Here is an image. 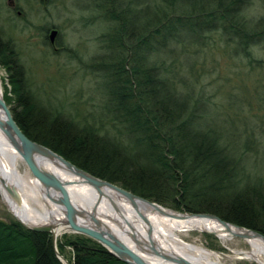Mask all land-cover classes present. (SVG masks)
I'll list each match as a JSON object with an SVG mask.
<instances>
[{"label": "trees", "instance_id": "1", "mask_svg": "<svg viewBox=\"0 0 264 264\" xmlns=\"http://www.w3.org/2000/svg\"><path fill=\"white\" fill-rule=\"evenodd\" d=\"M249 2L153 0L138 10L131 0L125 6L103 0L113 23L104 36L109 55L98 66L114 85L102 103L107 123L115 125L112 133L78 127L60 111L40 107L16 47L0 31V64L8 74L2 98L30 140L87 173L172 210L215 215L264 236V184L249 183L238 171L242 145L203 126L202 93L177 71L178 56L182 66L185 56L202 54L219 36L225 37L223 48L234 43L230 51L251 60L254 39L264 37V17L245 21ZM56 247L69 264H126L83 235L63 234ZM0 264L62 263L49 233L10 220L0 221Z\"/></svg>", "mask_w": 264, "mask_h": 264}, {"label": "rangeland", "instance_id": "2", "mask_svg": "<svg viewBox=\"0 0 264 264\" xmlns=\"http://www.w3.org/2000/svg\"><path fill=\"white\" fill-rule=\"evenodd\" d=\"M49 1L0 0L2 37L16 47L28 87L35 92L40 107L60 111L78 127L97 126L101 135L105 130L111 132L115 125L107 123L102 103L107 87L114 85L107 83L98 66L104 55H109L104 50V36L110 34L113 23L107 18L109 7H101L103 0ZM118 1L123 6L127 2ZM131 1L140 10L153 0ZM242 16L256 23L264 17V0H250ZM51 30L58 33L55 47L44 38ZM219 37L212 38L202 54L185 56L182 66L183 58L178 56L177 71L196 93H202L205 102L198 107L203 126L222 134L233 145H242L239 151H246L236 159L238 171L248 176L249 183L264 184V37L254 39L249 48L251 60L230 51L234 43L227 51L223 48L225 37L222 41ZM0 81L4 93L8 74L1 64ZM18 167L22 172L27 169L22 160ZM166 205L160 206L179 212ZM10 220L17 221L0 194V221ZM197 237L205 248L218 254L221 264H256L240 253L247 248L241 238H231L224 248L213 234L182 236L187 242Z\"/></svg>", "mask_w": 264, "mask_h": 264}, {"label": "bare ground", "instance_id": "3", "mask_svg": "<svg viewBox=\"0 0 264 264\" xmlns=\"http://www.w3.org/2000/svg\"><path fill=\"white\" fill-rule=\"evenodd\" d=\"M3 96L0 81V97ZM2 117L0 112V118ZM18 153L0 133V179L19 195L12 199L0 186L4 204L12 215L27 226H52L60 236L64 213L56 205V194L46 192L30 175L28 169L19 170ZM39 166L55 174L63 183L74 206L83 214L80 222L89 224L90 216H95L106 231L138 253L150 264H175L171 258L184 259L190 264H221L216 252L204 247L197 237L193 242L182 238L192 232L215 235L224 248L233 238L236 228L227 229L216 220L198 216L172 217L156 211L144 202L132 205L112 190L102 189V196L81 179L69 174L57 162L38 160ZM247 248L240 253L247 260L264 264V243L259 238L243 239ZM154 249L157 254L151 250ZM65 264H69L65 262Z\"/></svg>", "mask_w": 264, "mask_h": 264}, {"label": "water", "instance_id": "4", "mask_svg": "<svg viewBox=\"0 0 264 264\" xmlns=\"http://www.w3.org/2000/svg\"><path fill=\"white\" fill-rule=\"evenodd\" d=\"M57 35L56 30H51L49 32V41L51 44H54V39ZM0 112L2 117L0 118V133L4 138L11 144L14 150L18 153L21 160L27 167L31 177L38 182V184L45 189L48 193L50 191L56 194L55 203L64 213L65 221L62 224L66 228V231L63 234H78L85 237L91 238L92 240L99 243L104 247L109 253H111L118 260L126 264H150L144 260L138 253L130 249L127 245L115 238L111 233L106 231L101 225L100 221L95 216H90L89 224H84L80 222V217H82L81 211H79L74 204L72 203L69 194L66 190V184L63 183L55 174L45 171L39 166L38 160H46L50 162H57L60 167H62L69 174L81 179V182L85 185L90 186L94 189L99 197L102 196V189H109L117 193L119 196L130 202L132 205H136L137 202H144L156 211L163 214H171L172 217L182 218L186 216H198L205 217L208 219H213L221 223L224 227L229 229L230 227L236 228L239 232L233 233V237L245 239L248 237L259 238L264 243V236L260 233L234 225L232 223L221 220L219 217L211 214H188L171 211L163 208L162 206L150 202L147 199H144L140 196H137L120 186L109 183L105 180L97 178L86 171L76 167L69 161L65 160L62 156L53 152L49 148L38 144L30 140L18 127L16 122L13 119L12 113L9 107L4 102L3 98L0 97ZM0 186L7 192V194L14 199L15 201L19 200V195L14 191V189L8 187L6 183L0 179ZM17 219V218H16ZM18 223L27 230L33 232H44L49 233L51 237V244L57 259L65 264L67 262L58 252L56 247V241L58 236L55 235V228L52 226H27L17 219ZM62 235V234H61ZM154 254L157 252L152 249ZM175 264H190L184 259L171 258Z\"/></svg>", "mask_w": 264, "mask_h": 264}, {"label": "flooded vegetation", "instance_id": "5", "mask_svg": "<svg viewBox=\"0 0 264 264\" xmlns=\"http://www.w3.org/2000/svg\"><path fill=\"white\" fill-rule=\"evenodd\" d=\"M49 32H50V31H49ZM49 32H47V33L49 34ZM48 34H46V35L44 36L45 40H46V41L48 40V43L50 44L51 47H55L58 43H57L56 40H55L54 44H51L50 41H49V35H48ZM56 37H58V33H57Z\"/></svg>", "mask_w": 264, "mask_h": 264}]
</instances>
